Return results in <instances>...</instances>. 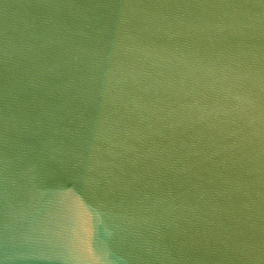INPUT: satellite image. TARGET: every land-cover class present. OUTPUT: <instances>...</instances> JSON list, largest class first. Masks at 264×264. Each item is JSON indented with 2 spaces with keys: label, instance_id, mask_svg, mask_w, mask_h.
<instances>
[{
  "label": "water",
  "instance_id": "1",
  "mask_svg": "<svg viewBox=\"0 0 264 264\" xmlns=\"http://www.w3.org/2000/svg\"><path fill=\"white\" fill-rule=\"evenodd\" d=\"M0 264H264V0H0Z\"/></svg>",
  "mask_w": 264,
  "mask_h": 264
}]
</instances>
